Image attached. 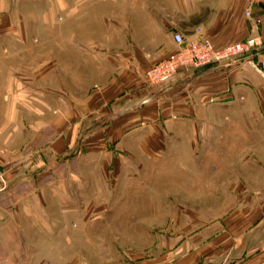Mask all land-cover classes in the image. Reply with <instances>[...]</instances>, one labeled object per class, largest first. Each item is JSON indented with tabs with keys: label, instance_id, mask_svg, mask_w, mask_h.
Masks as SVG:
<instances>
[{
	"label": "rangeland",
	"instance_id": "374dc122",
	"mask_svg": "<svg viewBox=\"0 0 264 264\" xmlns=\"http://www.w3.org/2000/svg\"><path fill=\"white\" fill-rule=\"evenodd\" d=\"M54 2L0 0V182L23 163L0 210H36L49 227L67 222L73 231L56 234L83 240L75 248L83 264L200 254L237 221V117L204 108L199 118L185 106L164 115L158 106L128 120L124 136L103 130L73 152L92 115L132 96L141 75L153 84L147 70L158 53L177 50L172 34L192 9L186 0H113L78 22L73 7ZM138 127L145 131H131Z\"/></svg>",
	"mask_w": 264,
	"mask_h": 264
},
{
	"label": "crops",
	"instance_id": "0c3cea01",
	"mask_svg": "<svg viewBox=\"0 0 264 264\" xmlns=\"http://www.w3.org/2000/svg\"><path fill=\"white\" fill-rule=\"evenodd\" d=\"M9 1L12 6H17L20 0L16 3ZM23 1L41 8L50 6V0ZM55 1L64 8V12L73 7L74 20L78 22L93 17L97 6L113 2ZM248 1L186 0V6L192 9V17L185 26L175 27V31L194 38L195 28H200L202 35L216 46L259 35L263 41L261 48L228 63L206 64L177 72L170 80L158 85L146 84L141 75L139 88L132 96L99 110L89 119L88 130H82L77 135L73 144L74 153L92 134H100L103 130H112V135L116 137L124 136L129 132V126L125 124L128 120L140 118L141 112L149 108L156 110L158 106L164 115L176 114L185 106L186 110L198 112L199 118L205 115L204 108L217 109V113L224 118L237 117V135L243 137L237 139V221L225 223L224 229L207 241L200 254L171 250L148 258L141 256L134 262L128 258L125 264H264V0L254 4L247 16L245 9ZM199 6L203 8V13L195 15L194 9ZM169 22L177 23V17L170 18ZM171 53V48H166L157 54L153 62ZM213 96L218 98L217 101L206 104V99ZM168 121L173 123L171 118ZM133 130L145 131V128ZM105 144L114 155V143L107 140ZM45 164L41 165L44 172L47 169ZM22 171L23 163L7 170L5 177L8 185L6 181L0 182V199L10 194ZM22 212L26 216L23 217L25 222L22 217L20 221ZM36 214V210H0V264L86 262L77 257L78 251L75 250L78 244H84L82 239H66L56 234V230L63 235L73 231L67 222L55 221L54 226L49 227L39 222Z\"/></svg>",
	"mask_w": 264,
	"mask_h": 264
},
{
	"label": "built area",
	"instance_id": "2783aa9c",
	"mask_svg": "<svg viewBox=\"0 0 264 264\" xmlns=\"http://www.w3.org/2000/svg\"><path fill=\"white\" fill-rule=\"evenodd\" d=\"M259 0H249L245 14L249 16L252 7ZM196 36L186 41L183 34L174 31L173 41L177 50L169 57L155 62L148 70L147 76L153 84H161L170 80L177 72L189 70L206 64L228 63L236 58L250 54L262 47L259 35L247 37L222 46H216L209 38L202 35L200 28H195Z\"/></svg>",
	"mask_w": 264,
	"mask_h": 264
},
{
	"label": "bare ground",
	"instance_id": "6f19581e",
	"mask_svg": "<svg viewBox=\"0 0 264 264\" xmlns=\"http://www.w3.org/2000/svg\"><path fill=\"white\" fill-rule=\"evenodd\" d=\"M156 85H158V84H156Z\"/></svg>",
	"mask_w": 264,
	"mask_h": 264
}]
</instances>
